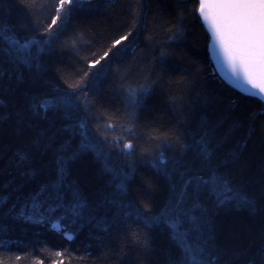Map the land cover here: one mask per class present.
<instances>
[{"label": "trees", "instance_id": "1", "mask_svg": "<svg viewBox=\"0 0 264 264\" xmlns=\"http://www.w3.org/2000/svg\"><path fill=\"white\" fill-rule=\"evenodd\" d=\"M57 3L0 0V29L38 41L17 52L0 39V264H184L177 233L225 260L254 253L264 238V101L216 70L199 1L76 0L50 38ZM173 25L182 35L169 40ZM124 35L83 93L68 87ZM140 85L149 91L130 107L127 89ZM193 176L209 183L185 189ZM181 192L183 215L154 223Z\"/></svg>", "mask_w": 264, "mask_h": 264}, {"label": "snow or ice", "instance_id": "2", "mask_svg": "<svg viewBox=\"0 0 264 264\" xmlns=\"http://www.w3.org/2000/svg\"><path fill=\"white\" fill-rule=\"evenodd\" d=\"M112 2L113 0H107L109 5ZM25 6L27 7V5ZM76 7V0H58L55 5L56 15L52 18L48 27L45 28V33L51 38L54 34L53 25H57V21L61 20L62 17L64 19L69 18ZM195 11L203 20L211 35L210 50L216 68L235 88L251 96H259L264 99V0H199ZM173 28L175 32L169 37V40H174L178 33L182 35L183 30L178 25H173ZM169 31H172V29H169ZM5 32V29H0V39L8 41L10 45L16 48L17 52L26 50L30 45L38 43L36 40L20 43L19 40L6 35ZM128 35L115 40L111 47L100 55L99 59L88 64L89 71L84 72L79 81L69 84L68 87L72 88L74 92L83 93L89 86V72L105 60L113 48L120 45L122 41L127 40ZM148 91V85H140L137 88L129 87L127 89L129 106L138 107ZM83 103L86 107L92 106V101L87 96L84 97ZM50 105H52L50 100H37L34 104L35 107L45 108ZM254 123L253 121L249 126L253 127ZM79 127L85 129L83 123ZM105 127H110V125ZM97 130H99V125ZM82 135L87 139L86 132H83ZM105 139H107L106 136ZM115 142L118 143V141ZM82 146L87 147V145ZM132 147L133 145L130 142L123 145V149L127 150H131ZM203 151L207 155H211L207 147ZM24 160L25 157L21 156L19 162L23 163ZM159 161L161 164H166L163 152L159 154ZM194 180L204 185L209 183L202 176H193L185 182L183 187L186 189ZM184 195L185 192H181L179 199L173 205L169 206L160 216L152 218L153 222H168L166 219L168 213L183 215ZM109 203L116 206L120 212H123L125 208L132 207L131 204L126 205L117 200H112ZM77 207L82 208L84 205L79 204ZM102 211L105 215L112 213L111 209H102ZM137 211H144L147 214L151 212V209L145 206L144 210L137 209ZM73 214L79 215L75 211ZM118 218L119 212L116 213L113 219L116 221ZM53 227L58 228V225L54 224ZM171 227L175 229L177 223H172ZM105 231H107V228H105ZM65 235L68 240L74 239V236L69 235L67 232H65ZM176 238L183 245L184 264H264V238L261 239L260 245L254 253L249 254V251L245 249L241 253V257L235 260H225V253L212 244L196 247L187 244L183 233H177ZM144 244L147 246L146 241H144ZM57 255H61V253H57ZM17 259H20V257L18 256ZM39 264H43V262L40 261Z\"/></svg>", "mask_w": 264, "mask_h": 264}, {"label": "water", "instance_id": "3", "mask_svg": "<svg viewBox=\"0 0 264 264\" xmlns=\"http://www.w3.org/2000/svg\"><path fill=\"white\" fill-rule=\"evenodd\" d=\"M199 1V0H198ZM203 21V20H202ZM204 23V22H203ZM205 25V24H204ZM205 27H206V25H205ZM206 29H207V27H206ZM207 31H208V29H207ZM209 33V32H208ZM209 35H210V33H209ZM210 44H211V35H210V42H209V52H210V56H211V59H212V62L214 63V66H215V68H216V65H215V60L212 58V55H211V50H210ZM216 70L218 71V73L220 74V76L228 83V84H230L226 79H225V77H224V75L216 68ZM231 86H233L232 84H230ZM234 87V86H233ZM235 88V87H234ZM237 89V88H236ZM239 90V89H238ZM245 93V92H244ZM246 94H248V93H246ZM258 98H260L259 96H257ZM261 99V98H260ZM263 101H264V99H262Z\"/></svg>", "mask_w": 264, "mask_h": 264}, {"label": "rangeland", "instance_id": "4", "mask_svg": "<svg viewBox=\"0 0 264 264\" xmlns=\"http://www.w3.org/2000/svg\"><path fill=\"white\" fill-rule=\"evenodd\" d=\"M56 225H58V227H60L59 223L58 222H55Z\"/></svg>", "mask_w": 264, "mask_h": 264}]
</instances>
